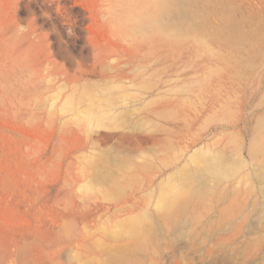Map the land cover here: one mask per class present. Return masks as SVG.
<instances>
[{
	"label": "rangeland",
	"instance_id": "374dc122",
	"mask_svg": "<svg viewBox=\"0 0 264 264\" xmlns=\"http://www.w3.org/2000/svg\"><path fill=\"white\" fill-rule=\"evenodd\" d=\"M123 1L0 0V264H264V0Z\"/></svg>",
	"mask_w": 264,
	"mask_h": 264
},
{
	"label": "bare ground",
	"instance_id": "6f19581e",
	"mask_svg": "<svg viewBox=\"0 0 264 264\" xmlns=\"http://www.w3.org/2000/svg\"><path fill=\"white\" fill-rule=\"evenodd\" d=\"M60 1V0H59ZM94 1V0H93ZM185 0H124L123 1V5H122V7H123V11H122V13L120 14V15H118L117 17H115V19H114V22L116 23V25H118V26H121L122 28H125V29H134V26H136V25H149V26H151V27H153V30H154V32H158V33H163L164 32V28L165 27H167L168 26V23H170L171 21H172V18H176L178 15H180V16H183V15H185L186 13H187V9H185L186 7L183 5L182 6V3H184L185 4V2H184ZM109 2H110V0H99V2L97 3V5H98V8H99V10H100V12L101 13H103V14H105V13H109V10H110V7H111V5L109 4ZM54 3V2H53ZM96 5V4H95ZM72 7V6H71ZM94 7V6H93ZM97 7V6H96ZM64 8V7H63ZM97 8V9H98ZM121 8V7H120ZM57 9V8H56ZM65 9V8H64ZM94 9V8H93ZM60 10V9H59ZM59 10H57L58 12H59ZM96 10V9H95ZM94 10V11H95ZM56 11V12H57ZM64 11H66V10H64ZM66 12H68V11H66ZM70 12V11H69ZM73 12V11H72ZM71 12V13H72ZM92 12V11H91ZM60 13V12H59ZM62 13V12H61ZM70 13V14H71ZM79 13V12H78ZM83 13V12H82ZM81 13V14H82ZM95 13V12H94ZM58 14V13H57ZM74 14V13H73ZM93 14V13H92ZM98 14V13H97ZM74 15H76V14H74ZM79 17V16H78ZM86 17H88V16H86ZM76 18V17H75ZM74 18V19H75ZM89 18L90 17H88V20H89ZM92 18H94L93 16H92ZM102 18H103V16H102ZM96 19H97V17H96ZM105 19V18H104ZM93 20V19H92ZM92 20H90V21H92ZM69 21V20H68ZM96 21V20H95ZM100 22L101 21H103L102 19L101 20H99ZM106 21V20H105ZM100 22H98V23H100ZM65 23V22H64ZM165 23H167V24H165ZM105 25H106V23H105ZM106 27L108 28V26L106 25ZM109 29V28H108ZM105 33V32H104ZM33 34H35V33H33ZM32 34V35H33ZM109 34V33H108ZM134 34V33H133ZM106 35V34H105ZM119 44V43H118ZM135 48V47H134ZM177 50V49H176ZM176 52V51H175ZM113 54V53H112ZM120 56V55H119ZM124 57V56H123ZM113 58V57H112ZM126 59V58H125ZM1 60V59H0ZM106 60V59H105ZM107 61V60H106ZM15 62V61H14ZM116 62V61H115ZM8 63H9V61H8ZM7 63V64H8ZM129 63V62H128ZM132 63V62H131ZM25 64V63H24ZM62 64V63H61ZM105 64V63H104ZM106 64H107V62H106ZM105 64V65H106ZM130 64V63H129ZM116 65V64H115ZM120 65V64H119ZM126 65V64H125ZM20 66V65H19ZM18 66V67H19ZM23 66V65H22ZM22 66H20V67H22ZM120 66H122V64L120 65ZM5 67H7L6 65H5ZM12 67V66H11ZM24 67H26V65H24ZM23 67V68H24ZM16 68V67H15ZM23 68H21V69H23ZM101 68V67H100ZM2 69V68H1ZM29 69H31L30 67H29ZM50 69H51V67H50ZM68 69V68H67ZM122 69V68H121ZM16 70V69H15ZM7 71V70H6ZM18 71H21L20 69L18 70ZM17 70H16V72H18ZM49 71V70H48ZM115 71V70H114ZM119 71V70H118ZM2 72V71H1ZM7 72H9V71H7ZM22 72V71H21ZM23 72H24V70H23ZM42 72V71H41ZM46 72V71H45ZM44 72V73H45ZM50 72V71H49ZM99 72H101V71H99ZM107 72H110V71H107ZM26 73V72H25ZM40 73V72H39ZM98 73V72H97ZM96 73V74H97ZM102 73H104V72H102ZM113 73V72H112ZM124 73V72H123ZM14 74V73H13ZM55 74V73H54ZM110 74H111V72H110ZM2 75H3V73H2ZM8 75H10V73L8 74ZM17 75V74H16ZM43 75H45V74H43ZM65 75V74H64ZM79 75H81L80 73H79ZM84 75V74H83ZM104 75H105V73H104ZM113 75V74H112ZM18 76V78H19V76L20 75H17ZM16 76V77H17ZM21 76H23V74H21ZM20 76V77H21ZM27 76V75H26ZM47 76V75H46ZM66 76V75H65ZM82 76V75H81ZM87 76V75H86ZM89 76V75H88ZM96 76H98V75H96ZM4 77H6V76H4ZM9 77V76H8ZM91 77V76H90ZM2 78V77H1ZM11 78H14L13 76L11 77ZM43 78V77H42ZM47 78V77H46ZM61 78H63V77H61ZM66 78V77H65ZM117 78H119V77H117ZM22 79H23V77H22ZM54 79V78H53ZM71 79V78H70ZM75 79H76V77H75ZM74 79V80H75ZM95 79V78H94ZM93 79V80H94ZM2 80H3V78H2ZM12 79H10V81H11ZM17 80V79H16ZM27 80V79H26ZM56 80V79H55ZM59 80V79H58ZM66 80H67V78H66ZM69 80V79H68ZM97 80V79H96ZM102 80V79H101ZM127 80V79H126ZM15 81V80H14ZM50 81V80H49ZM88 81V80H87ZM95 81V80H94ZM114 81V80H113ZM116 82L118 81L117 79L115 80ZM121 81V80H120ZM2 82V81H1ZM20 82V81H19ZM24 82H25V79H24ZM24 82H23V84H24ZM108 82V81H107ZM4 83V82H3ZM7 83H9V82H7ZM15 83V82H14ZM21 83V82H20ZM19 83V84H20ZM56 83V82H55ZM88 82H84L83 84H82V86L84 87V89H82L83 91H82V93H81V95L79 94V96H78V100H79V102H81L83 99L85 100L86 98H87V100L90 102V104H89V106L87 107V109H86V114L88 115V117L91 119V118H94V111H95V109H96V107H95V100H92V98H91V96H90V89H88L87 88V86H86V84H87ZM11 84H13L12 82H11ZM2 85V84H1ZM13 86V85H12ZM16 85H14V88H16L15 87ZM18 86V85H17ZM20 86V85H19ZM57 86H59V85H57ZM61 86V85H60ZM7 87V86H6ZM82 87V88H83ZM116 87V86H115ZM55 88V87H54ZM68 88V87H67ZM80 88V87H79ZM69 89V88H68ZM67 90V89H66ZM11 91H13V90H11ZM10 91V92H11ZM63 91H65V90H63ZM98 91V90H97ZM1 92V91H0ZM62 92V91H61ZM66 92V91H65ZM64 92V93H65ZM110 92H114V91H110ZM98 93H100V92H98ZM104 93V92H103ZM9 94V93H8ZM61 94V93H60ZM6 96V95H5ZM96 96H98V95H96ZM102 96V95H101ZM2 98H4L3 97V95L1 96ZM7 97V96H6ZM75 97H73V95L71 94L70 95V97L68 98V100H67V102H68V104L71 106L72 104H73V100H75L74 99ZM103 98V97H102ZM113 98H115V97H113ZM104 99V98H103ZM2 100V99H1ZM108 100V99H107ZM104 101V100H103ZM109 101V100H108ZM75 104V103H74ZM104 104V103H103ZM106 104V103H105ZM84 105V104H83ZM106 105H108V103L106 104ZM110 105V104H109ZM74 106V105H73ZM81 106V105H80ZM111 106V105H110ZM115 106V105H114ZM169 106V105H168ZM78 108V107H77ZM112 108V107H111ZM115 108V107H114ZM167 108V107H166ZM169 108V107H168ZM107 109V108H106ZM105 109V110H106ZM109 109V108H108ZM80 110V109H79ZM102 110V109H101ZM104 110V109H103ZM114 110V109H113ZM75 111V110H74ZM188 111V110H187ZM112 112V111H111ZM72 113V112H71ZM108 113V112H107ZM115 113V112H114ZM110 114V113H109ZM112 114V113H111ZM115 115V114H114ZM79 116V115H78ZM111 116V115H110ZM120 116H121V114H120ZM105 117V116H104ZM178 117V116H177ZM75 119V118H74ZM118 119V118H117ZM93 120V119H92ZM91 121V120H90ZM95 122H96V120H95ZM98 122L100 123V121L98 120ZM117 123V122H116ZM106 125H108V124H106ZM121 125V124H120ZM123 125V124H122ZM119 127V126H118ZM264 139V138H263ZM264 145V144H263ZM77 158H78V156H77ZM192 159V158H191ZM89 161V160H88ZM197 161V160H196ZM82 162V161H81ZM98 161L94 158V159H91L90 161H89V167H92L93 169L96 167V168H98L99 167V165H98V163H97ZM193 162V161H192ZM198 162V161H197ZM75 166V165H74ZM75 168V167H74ZM77 170H79L82 174H83V172L81 171V169L79 168V169H77ZM92 169H90L89 171L90 172H92L91 171ZM94 170H96V169H94ZM184 171H185V169H183ZM188 170V169H187ZM88 171V172H89ZM98 171H100V170H98ZM96 172V171H95ZM180 172H182V171H180ZM100 173H103V172H100ZM77 174V173H76ZM103 174H105V172L103 173ZM79 176H80V174H78ZM83 175H85V174H83ZM181 176V178H179L180 179V181L182 182V184H184V182L186 181V179H187V177H188V175H187V172H183L182 174H180ZM86 177H87V175H86ZM189 177H190V175H189ZM92 178H94V177H92ZM100 178V177H99ZM174 178V177H173ZM79 179H80V177H79ZM101 179V178H100ZM98 180V179H97ZM99 181V180H98ZM103 181V180H102ZM88 182V181H87ZM92 182H95V181H92ZM77 183H79V182H77ZM76 183V184H77ZM141 185V184H140ZM180 185V184H179ZM187 185V184H186ZM185 188H187V187H185ZM171 194V193H170ZM191 198V197H190ZM182 202V201H181ZM180 202V203H181ZM183 205V204H182ZM181 206V205H180ZM160 214H158V215H156L157 217L159 216ZM158 219V218H157ZM160 221V220H159ZM153 223V222H152ZM147 224V223H146ZM139 225H141V224H139V223H136V224H134V225H132L131 227H130V229L131 230H134V229H136V228H138L139 227ZM145 226V224L143 225L142 224V226H141V228H148V226L147 227H144ZM153 226V225H152ZM154 227V226H153ZM117 228V227H116ZM153 229V228H152ZM146 230V229H145ZM133 235V234H132ZM134 235H138V234H134ZM135 236V237H136ZM132 237V236H131ZM149 237V236H148ZM110 250V249H109ZM112 251V250H111ZM115 252H116V250H115ZM114 252V253H115ZM89 260V259H88Z\"/></svg>",
	"mask_w": 264,
	"mask_h": 264
}]
</instances>
